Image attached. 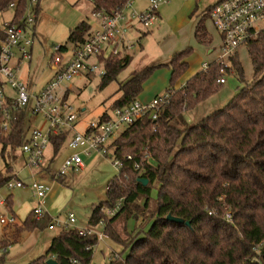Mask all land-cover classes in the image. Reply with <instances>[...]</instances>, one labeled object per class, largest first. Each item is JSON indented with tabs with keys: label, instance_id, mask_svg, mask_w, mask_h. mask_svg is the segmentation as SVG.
<instances>
[{
	"label": "trees",
	"instance_id": "obj_1",
	"mask_svg": "<svg viewBox=\"0 0 264 264\" xmlns=\"http://www.w3.org/2000/svg\"><path fill=\"white\" fill-rule=\"evenodd\" d=\"M126 2L93 0V12H110ZM11 4L15 10L12 23L24 25L25 0H0V11ZM212 7L202 14L194 31L197 41L208 46L213 38L206 21L211 20ZM78 24L68 38L75 48L86 43L92 28L87 20ZM245 46L253 78L245 82L241 62L232 57L231 66L246 84L229 103L207 112L194 123L184 119L186 110L198 107L221 85L217 82L219 63L212 61L209 70L201 69L180 89L174 87L188 68L192 48L186 47L168 64L172 71L167 91L170 96L158 117L153 120L146 114L138 118L108 143L122 166L108 186L107 199L94 207L90 217L91 224L103 222L106 238L111 236L123 247L119 256L114 253L106 264H264V29ZM63 49L66 46L58 48ZM119 55L104 60L101 88L116 80L129 65L130 57ZM154 66L136 71L121 82V97L104 111L100 120L109 118L112 110L134 102ZM14 115L13 129L0 138L3 156L8 146H22L29 129L27 110ZM69 133L50 137L55 154ZM129 155L132 159L127 158ZM11 176H15L13 171L7 177L0 172V186ZM141 178L148 183L144 185ZM156 186L159 192L153 205L151 193ZM120 199L123 206L110 215L108 210ZM169 214L189 221L190 225L169 221ZM121 217L136 219L132 232H127ZM24 222L27 229L33 230L50 226L53 221L47 216L36 219L32 210ZM114 224L119 229L122 226L123 233L117 232ZM99 240L96 233L80 235L76 227L63 229L53 237L44 255L29 264H47L49 258H55L59 264H91ZM0 264H6L2 256Z\"/></svg>",
	"mask_w": 264,
	"mask_h": 264
},
{
	"label": "rangeland",
	"instance_id": "obj_2",
	"mask_svg": "<svg viewBox=\"0 0 264 264\" xmlns=\"http://www.w3.org/2000/svg\"><path fill=\"white\" fill-rule=\"evenodd\" d=\"M143 2L144 0H136V6L139 7ZM210 2L211 0H169L167 3L162 4L159 7L161 18L158 24L160 23V28H158L159 30L156 29L158 24L154 26V32L150 35L152 36L151 39L146 38L143 42L149 50V52H146V56L138 55L140 49L137 46L138 44L135 43V47L130 50L131 53H135L136 57L132 67L121 70L117 79L111 81L104 88L100 86L101 77L103 76V65H99L100 69L96 75L85 74L76 76L71 82L59 89L60 92H63L64 88L70 87L68 101L74 106L75 112L78 114V120L75 127L70 130L67 140L57 154H55L51 145L47 148L46 156L51 172L57 173L66 159L71 157L74 152L81 150L80 148H71L72 137L77 132L83 133L87 129H85L86 126L92 121H97L104 110L113 106L114 99L117 98V88L123 82V79L132 74L133 69L144 68L156 62L157 57L154 54L157 52L168 54V52L181 51L185 48V45L191 44L193 45V51L189 57V62L194 64V69H187L188 72L185 75L191 76L194 71L196 72L202 68L203 62L212 55L207 53L208 49L219 45V36L215 29L212 28L209 20L206 21V27L209 34L213 36L211 47L206 48L208 45L200 44L193 34L195 19L198 18V15L205 10ZM93 5V0H25L26 18L36 17V21L31 24L33 30L28 29L27 31V35L32 38L33 52L31 60H23L21 69L17 73L21 82L29 80L35 82V87L38 90L52 78L50 76L52 71L50 64L55 56H61L64 59L69 58L68 56L73 47V42L68 41L70 31L80 21L92 18ZM146 5L143 9L140 7V9L137 7V9H134L139 12L145 11L146 7H148ZM14 11L10 8L4 15L8 18ZM2 14L0 13L1 24H3ZM33 32L36 34L34 37ZM61 44L67 48L62 51L58 50L57 46ZM199 45L201 49L196 48ZM234 61L241 62L244 68L245 82L251 81L253 68L245 45L239 47L237 54L234 56ZM230 68L225 75L226 83L220 85L218 92L202 101L198 107L184 112V119L188 123L196 122V119L207 109H219L229 103L235 93L246 84L239 79L236 70L231 65ZM151 71L142 82L143 89L141 93H149L162 88L167 91L171 78V72L168 68L157 64ZM164 74L166 75L164 76ZM84 109L86 110L83 111ZM43 120L42 114L30 115V119L26 121L29 125L27 138L30 137L31 131L34 129L41 127H43L44 131L48 129V124H44ZM2 148L3 142L0 141L1 174L7 177L13 171L14 174L18 172L20 178L27 179L28 173L21 171L26 161V156L22 154L21 149L8 146L3 156L1 154ZM108 154V157L97 153L91 154L88 158V160L90 159L89 164L85 168L69 171L63 180H59L57 184L55 183L54 197L52 198L53 206L51 208L49 206L44 207V211H49L51 218L54 219L53 221L69 222L68 215L73 213L76 216V222L75 224L69 223L68 227L72 229H75V227H93L99 232L105 231L103 222L97 225L91 224L90 217L94 207L107 199L108 186L119 175L120 170L114 164L115 159L112 150ZM8 166L12 167L9 168ZM158 192V187H154L151 193L153 205L156 204ZM10 193H12L13 197L14 210L19 215L18 222L22 223L29 211L39 206L38 200L34 197L32 189L27 186L21 189L9 190L3 184L0 186V201L5 200ZM105 211L107 212V210ZM0 212L7 217L10 208L7 209L0 204ZM106 220V223H108V219ZM120 220L124 221V227H126L127 232H132L137 226L136 219L133 217H121ZM26 226L25 224L10 226L0 224V232H2L0 234V246L13 243L7 253L0 250V257L5 258L6 264H28L30 261L37 259L45 253L48 242L51 241L52 237L63 230V227L57 224H55L54 229H50L48 225H45L29 230ZM20 228L25 232H23L20 240L14 243V240L19 235L13 237L12 235L19 231ZM113 228L117 232L123 233L122 226L119 229L117 224H114ZM122 250V245L111 236L99 240L98 244L95 245L91 264H106L114 253L115 256H119L118 253Z\"/></svg>",
	"mask_w": 264,
	"mask_h": 264
},
{
	"label": "built area",
	"instance_id": "obj_3",
	"mask_svg": "<svg viewBox=\"0 0 264 264\" xmlns=\"http://www.w3.org/2000/svg\"><path fill=\"white\" fill-rule=\"evenodd\" d=\"M169 0H148V7L145 11L134 9V0H127L117 9L108 11H96L92 14L90 23L93 30L89 33L86 43L73 50L70 60L61 56H55L54 78L48 82L38 94L28 90L27 85L19 80L15 58L18 56L23 60H31L32 38L27 35L28 29L32 30L31 24L35 22V17L26 18L24 25L7 22L2 30L3 38L0 40V138L6 137L14 127L15 112L27 110L29 115L42 114L44 124H48V129L43 127L31 131L30 137L25 138L20 147L23 155L26 156L24 167L21 171L28 173L27 179H22L17 172L15 176L8 178L5 187L9 190L21 189L26 186L32 189L34 197L38 200V207L33 208L36 219L45 216L47 196L50 191L48 182L43 179L42 172L48 169L47 148L51 144L52 135L61 134L72 130L76 125L78 114L74 106L65 98V93L60 92V88L71 82L76 76L84 75L88 72L97 74L100 69V57L119 55V43L128 30V23L138 22L145 28L150 29L159 19V7ZM11 7L14 5L11 4ZM134 9V10H133ZM130 12V14H129ZM210 17L215 29L222 36V42L218 46V56L216 62L219 63V77L217 82L226 83L225 75L231 65V59L237 53L239 47L244 46L251 37L264 29V0H220L211 9ZM125 21L124 24L121 23ZM58 49V48H57ZM97 59V61H93ZM209 63L202 64L203 70H209ZM19 67V66H18ZM105 67H103V74ZM170 93L157 95L149 102L134 101L127 106L116 108L110 112L109 118L92 121L83 132H77L70 143L71 148H80L71 157L66 159L57 173H50L52 178H62L69 171L82 169L85 167L84 156H91L93 153L108 157L111 151L108 143L122 129L136 122L138 118L148 114L153 120L158 117L161 108L167 104ZM132 159V156H127ZM115 159L114 164L118 170L122 164ZM139 168L138 164L134 165ZM48 173V172H46ZM118 204L108 210L110 215L116 213L123 206V199ZM0 204L6 206V200H1ZM229 216V215H228ZM54 219H52L53 221ZM69 222L53 221L50 229L55 228V224L63 229L69 228V223L75 224L76 216L73 213L68 215ZM0 224L10 226L16 224V217L10 214L6 217L0 212ZM80 235L96 233L100 240L106 238L103 232L95 230L93 227H76ZM9 245L2 247L3 252H8Z\"/></svg>",
	"mask_w": 264,
	"mask_h": 264
},
{
	"label": "crops",
	"instance_id": "obj_4",
	"mask_svg": "<svg viewBox=\"0 0 264 264\" xmlns=\"http://www.w3.org/2000/svg\"><path fill=\"white\" fill-rule=\"evenodd\" d=\"M146 1H147V5H148V0H144V2L139 6L141 9H143V8H145V5H146ZM218 0H211V2L209 3V5L205 8V10L203 11V12H201L200 13V15H198V18H196L195 19V24H194V31H195V27H196V25H197V23H198V21L200 20V18H201V16H202V14L205 12V11H207L210 7H212L216 2H217ZM146 5V6H147ZM133 7L134 8H138V9H140L138 6H136V0H134V4H133ZM12 9V10H14L13 9V7H11V6H9V7H7V8H4L3 10H1L0 11V13H3L1 16L3 17V24H1L0 23V29H1V31L3 30V28H4V25L7 23V22H10V21H12L13 20V18L15 17V11H14V13L10 16V17H6L5 15H4V13L6 12V11H8L9 9ZM136 8V9H137ZM147 8V7H146ZM93 14V13H92ZM160 18H161V14L159 13V19H158V21L160 20ZM92 19V18H91ZM91 19L90 18H87V19H85V20H87V21H89V23H90V21H91ZM85 20H82V21H85ZM35 21H36V17H35ZM82 21H80V22H82ZM158 21H157V23H156V25H154V26H157V24H158ZM209 21L211 22V25H212V28L213 29H215V27H214V25H213V22H212V20H210L209 19ZM79 22V23H80ZM124 22L125 21H122L121 23H123L124 24ZM91 24V23H90ZM137 24H139L138 22H130V23H128L127 22V26L128 25H132V26H130V27H128V30L126 31V33H125V35L123 36V37H121V42L119 43V51H120V55H122V56H128V57H130V63H129V65H127L123 70H126V69H128V68H130V67H132V65H133V63H134V61H135V53H131L130 52V50H132L134 47H135V43H137L138 45V48L140 49L139 50V56H146V52H149V50H148V48L146 47V45H144V41L146 40V38L147 39H151V37L152 36H150L151 35V33H153L154 32V26H152L150 29H148V28H145L143 25L141 26V24H139V25H137ZM79 25V24H78ZM77 25V26H78ZM92 25V24H91ZM158 28H160V23L158 24V26H157V28L156 29H158ZM32 30H33V28H32ZM73 30V29H72ZM93 30V26H92V28H91V31ZM159 30V29H158ZM194 31H193V34H194ZM215 31L217 32V34H218V36H219V45L221 44V42H222V36H220V34L218 33V31L215 29ZM71 32V31H70ZM90 33V32H89ZM33 37L36 35L34 32H33ZM126 36V37H125ZM195 37V36H194ZM212 38H213V36H211ZM63 44H61V45H59V46H57L58 48H60V46H62ZM211 46H212V44H210ZM207 46L206 48H208V47H211V46ZM218 45V46H219ZM64 46V45H63ZM193 45H191V44H189V45H185V48L186 47H191L192 48V51H193V47H192ZM218 46L217 47H213V48H209L208 49V52L207 53H209V54H212L211 56H209V58L207 59V60H205L204 62H207V63H211L212 61H215L216 60V58H217V56H218ZM33 47H31V54H32V52H33V49H32ZM67 48V47H66ZM74 48H75V44L73 43V47L71 48L72 50L70 51V55L68 56L69 58H68V60H70V58H72L71 56H72V54H73V50H74ZM196 48H200V45L199 46H197ZM201 49V48H200ZM184 50V49H183ZM182 51V50H181ZM191 51V52H192ZM238 51V50H237ZM178 52H180V51H173V52H168V54H166V53H156V54H154L155 55V57H157L156 58V62H154V63H152L150 66H146V67H144V68H147V67H151V66H154V65H162V66H165V67H167L168 68V70L171 72V77H172V71H171V67L168 65L169 64V62L171 61V59L173 58V56L176 54V53H178ZM191 52H190V55H191ZM190 55H189V57H190ZM163 56V57H162ZM108 57H110L109 56V51L106 53V55L105 56H103V57H100V59H99V62L101 63V64H99V65H103V67H104V60H106V58H108ZM160 57V58H159ZM189 57L187 58V61H188V68L187 69H189V70H192V69H194V64H192L191 62H189ZM16 60H15V65L17 66V73H19V71H20V69H21V64H22V59H20L18 56L15 58ZM93 61H97V59H93ZM203 62V63H204ZM191 63V64H190ZM19 66V67H18ZM144 68H136V69H133V71H132V74H130V75H128L127 77H125L124 79H123V81H127L128 79H130L131 77H132V75L133 74H135L136 73V71H140V70H143ZM50 69L52 70L51 71V74H50V76L52 77L50 80H48L43 86H41L40 88H38V90L36 89V83L35 82H32V81H27V82H24L26 85H27V87H28V90L30 91V92H32V93H35V94H38L39 92H40V90L48 83V82H50L53 78H54V75H55V65L53 64V63H51L50 64ZM202 69V68H201ZM201 69H198L196 72L194 71V73L191 75V76H193L194 74H196L197 72H199V71H201ZM187 72L188 71H186L182 76H180L177 80H176V82H175V88H178V89H180V88H182L183 86H185V82L187 81V79H189L191 76H188V75H185V74H187ZM85 74H90V73H84V75ZM91 75V74H90ZM96 75V74H95ZM166 74H164V76H165ZM102 78V77H101ZM170 80H171V78H170ZM147 84V83H146ZM170 84V83H169ZM119 88V87H118ZM117 88V89H118ZM69 91H70V87H66V88H64V91H63V93H65V96H67V99H69V96H70V93H69ZM168 91V90H167ZM167 91H165V89L164 88H162V89H158V90H155V91H153V92H149V93H139L138 95H137V98L135 99V101H140V102H143V103H145V102H149V101H151V100H153V98L155 97V96H157V95H161V94H165V93H167ZM117 95H116V97L117 98H115L114 100L116 101V100H118L120 97H121V95H122V91H120L119 92V89L117 90V93H116ZM114 101V102H115ZM113 102V103H114ZM86 109H84L83 111H85ZM208 110V109H207ZM205 110L204 112H203V114L201 115V116H199L198 117V119H200L201 117H203V115H205L207 112H210L211 110ZM105 111V110H104ZM104 114V112L101 114V115H103ZM101 117V116H100ZM100 117H99V119H100ZM30 119V115L28 114V120ZM198 119H196L197 121H198ZM78 120V119H77ZM76 120V121H77ZM76 123V122H75ZM77 124V123H76ZM86 128H88V126H86L85 127V129ZM90 157V155L89 156H84V160H85V167L89 164V161H90V159L88 160V158ZM84 167V168H85ZM83 169V168H82ZM46 172H48V173H46ZM50 173H53V172H51V170L49 169V167H48V169H46L45 170V172H42V177L48 182V184H49V189H50V193H48L49 195L47 196V201H46V206H49V208H51L53 205H52V198L54 197V188H55V183L57 184V182L60 180H63V178L66 176H63L62 178H59V179H57V181H55L53 178H52V176L50 175ZM51 176H49V175ZM9 196H10V198H9V200H6L7 199V197H6V206H7V204H8V207L10 208V214H14L15 215V217H16V224H21V225H23L25 222V220H26V218H27V216L30 214V212L33 210V208L29 211V213H28V215L26 216V218H25V220L22 222V223H20V222H18L19 221V215H17L16 214V212H15V210H14V206H13V197H12V193H10L9 194ZM7 207V209H9ZM45 216H47V217H50L51 218V216H50V214H49V211L47 212V211H45ZM52 219V218H51ZM3 231V230H2ZM23 232H25L24 230H22L21 228L19 229V231H16L13 235H12V237L13 236H18L17 237V239L16 240H14V243L15 242H18L19 240H20V238H21V236H22V234H23ZM2 232H0V234H1ZM54 237V236H53ZM53 237H52V239H51V241L50 242H48V246H47V248H46V250L48 249V247L50 246V244H51V242H52V240H53ZM13 243H11L10 245H9V249H10V247H11V245H12ZM2 248L0 247V250H1ZM8 249V250H9ZM46 250H45V252H46ZM7 253V252H6ZM43 255H44V253H43ZM42 255V256H43ZM41 257V256H40ZM39 258V257H38ZM37 258V259H38ZM34 260H36V259H34ZM6 261V260H5ZM33 261V260H32ZM31 262V261H30ZM29 262V263H30ZM28 263V264H29Z\"/></svg>",
	"mask_w": 264,
	"mask_h": 264
},
{
	"label": "water",
	"instance_id": "obj_5",
	"mask_svg": "<svg viewBox=\"0 0 264 264\" xmlns=\"http://www.w3.org/2000/svg\"><path fill=\"white\" fill-rule=\"evenodd\" d=\"M140 180L143 182L144 185H146L148 183L147 179L141 178ZM166 218L171 222L175 221L178 223H186L187 225H190L189 221L185 222V220L183 218L172 216L171 214L167 215ZM47 264H59V262L55 258H49L47 260Z\"/></svg>",
	"mask_w": 264,
	"mask_h": 264
}]
</instances>
